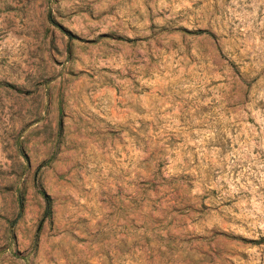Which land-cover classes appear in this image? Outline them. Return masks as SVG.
Listing matches in <instances>:
<instances>
[{
  "label": "rangeland",
  "instance_id": "obj_1",
  "mask_svg": "<svg viewBox=\"0 0 264 264\" xmlns=\"http://www.w3.org/2000/svg\"><path fill=\"white\" fill-rule=\"evenodd\" d=\"M0 264H264V0H0Z\"/></svg>",
  "mask_w": 264,
  "mask_h": 264
},
{
  "label": "trees",
  "instance_id": "obj_2",
  "mask_svg": "<svg viewBox=\"0 0 264 264\" xmlns=\"http://www.w3.org/2000/svg\"><path fill=\"white\" fill-rule=\"evenodd\" d=\"M20 207L23 208V203L20 201Z\"/></svg>",
  "mask_w": 264,
  "mask_h": 264
}]
</instances>
